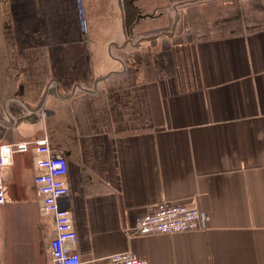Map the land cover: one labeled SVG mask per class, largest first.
I'll use <instances>...</instances> for the list:
<instances>
[{
	"label": "crops",
	"instance_id": "obj_1",
	"mask_svg": "<svg viewBox=\"0 0 264 264\" xmlns=\"http://www.w3.org/2000/svg\"><path fill=\"white\" fill-rule=\"evenodd\" d=\"M43 137L82 264H264V0H0V264H52ZM161 201L208 221L134 234Z\"/></svg>",
	"mask_w": 264,
	"mask_h": 264
},
{
	"label": "built area",
	"instance_id": "obj_2",
	"mask_svg": "<svg viewBox=\"0 0 264 264\" xmlns=\"http://www.w3.org/2000/svg\"><path fill=\"white\" fill-rule=\"evenodd\" d=\"M30 145L36 170L33 182L40 197V207L44 214L51 216L54 225V234L49 242L52 264H82L79 254L74 251L76 233L70 215L62 206L67 195L66 161L64 157L51 152L46 137ZM28 148L26 142L0 145V205L4 202L1 169L10 164L13 152H26ZM206 221L208 217L193 203L161 201L151 213L136 220L132 232L143 236L184 233L201 228ZM106 264H146V260L131 252H118L108 256Z\"/></svg>",
	"mask_w": 264,
	"mask_h": 264
}]
</instances>
